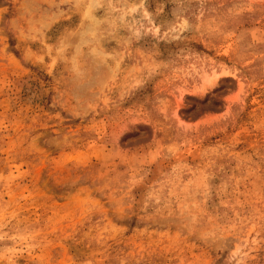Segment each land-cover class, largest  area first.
Masks as SVG:
<instances>
[{
  "label": "rangeland",
  "instance_id": "rangeland-1",
  "mask_svg": "<svg viewBox=\"0 0 264 264\" xmlns=\"http://www.w3.org/2000/svg\"><path fill=\"white\" fill-rule=\"evenodd\" d=\"M0 264H264V0H0Z\"/></svg>",
  "mask_w": 264,
  "mask_h": 264
}]
</instances>
